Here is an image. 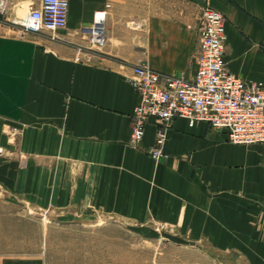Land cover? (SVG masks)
Listing matches in <instances>:
<instances>
[{
  "label": "crops",
  "instance_id": "crops-1",
  "mask_svg": "<svg viewBox=\"0 0 264 264\" xmlns=\"http://www.w3.org/2000/svg\"><path fill=\"white\" fill-rule=\"evenodd\" d=\"M7 1L11 18L39 0ZM204 5L224 17L227 70L264 82V0H68L52 35L0 27V264H264V142L174 118L154 159L148 118L128 143L131 68L190 78ZM95 11L105 39L89 48ZM69 224L163 241L132 259L68 258L66 240L128 239L68 238Z\"/></svg>",
  "mask_w": 264,
  "mask_h": 264
},
{
  "label": "built area",
  "instance_id": "built-area-1",
  "mask_svg": "<svg viewBox=\"0 0 264 264\" xmlns=\"http://www.w3.org/2000/svg\"><path fill=\"white\" fill-rule=\"evenodd\" d=\"M68 0H39L22 16L7 18V0H0V27L18 37L28 32L51 35L65 26ZM103 14L95 11L83 34L89 48L104 44ZM224 17L204 5L196 28L195 69L190 78L181 73L164 74L146 64L131 68L128 81L137 95L129 116L128 143L137 146L148 118L154 121L153 140L146 151L156 159L164 156L166 130L174 118L191 126L197 121L223 131L232 144L264 142V82L243 80L230 73L223 59ZM1 151V150H0Z\"/></svg>",
  "mask_w": 264,
  "mask_h": 264
},
{
  "label": "rangeland",
  "instance_id": "rangeland-1",
  "mask_svg": "<svg viewBox=\"0 0 264 264\" xmlns=\"http://www.w3.org/2000/svg\"><path fill=\"white\" fill-rule=\"evenodd\" d=\"M193 55V54H192ZM181 73L184 78H188L184 71ZM67 237L74 239L76 236L90 237L92 232L101 235H113L114 237H127V240H66L67 257L80 255L82 252L93 251L97 256L104 259L137 258L142 252L151 250L159 245L163 240H140L136 234L120 228L116 229H94L80 225L69 224L66 227ZM130 239V240H129Z\"/></svg>",
  "mask_w": 264,
  "mask_h": 264
}]
</instances>
